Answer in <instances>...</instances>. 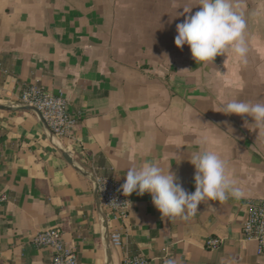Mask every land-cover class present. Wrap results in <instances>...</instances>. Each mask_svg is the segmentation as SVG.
<instances>
[{"label": "crops", "instance_id": "0c3cea01", "mask_svg": "<svg viewBox=\"0 0 264 264\" xmlns=\"http://www.w3.org/2000/svg\"><path fill=\"white\" fill-rule=\"evenodd\" d=\"M198 2L0 0V105L38 84L78 119L58 147L35 112L0 111V264H52L31 239L54 227L78 264H123L127 254L150 264H264L255 242H240L248 202L264 199V129L222 113L233 99L264 101V0H233L247 23L246 62L226 54L203 64L175 44L176 25ZM205 149L226 162L242 198L205 200L182 219L134 193L122 224L96 196L93 179L124 183L145 162L194 192L190 159ZM119 229L125 246L114 247ZM211 238L224 241L219 250L206 248Z\"/></svg>", "mask_w": 264, "mask_h": 264}, {"label": "clouds", "instance_id": "9594fccd", "mask_svg": "<svg viewBox=\"0 0 264 264\" xmlns=\"http://www.w3.org/2000/svg\"><path fill=\"white\" fill-rule=\"evenodd\" d=\"M197 6L199 11L186 15L184 22L176 25V46L183 49L187 45L194 60L200 64L226 54H235L246 62L247 23L243 13L236 10L233 0H199ZM183 10L188 14L192 8ZM222 113L251 117L258 128L264 129V101L233 99L223 104ZM190 162L196 169L194 192L186 191L171 170L165 172L155 163L148 162L127 171L121 190L126 197L147 193L163 217L182 219L195 216L205 200L222 202L230 196L240 199L245 195L230 178L226 162L215 152L205 149L194 153ZM168 264L175 262L169 260Z\"/></svg>", "mask_w": 264, "mask_h": 264}, {"label": "built area", "instance_id": "2783aa9c", "mask_svg": "<svg viewBox=\"0 0 264 264\" xmlns=\"http://www.w3.org/2000/svg\"><path fill=\"white\" fill-rule=\"evenodd\" d=\"M8 106L35 108L53 133V143L58 147H61L64 140L72 138L73 130L78 123V119L70 113L69 102L65 97L55 96L46 87L38 84L26 85ZM122 184L114 178L96 177L97 191L102 205L113 220L126 224L130 218V203L121 190ZM6 201L7 196L0 193V203ZM247 207L248 214L240 242L242 244L255 242L257 255L264 258V199L250 200ZM109 241L114 247L125 246L122 230L112 232ZM31 242L35 247L45 248L51 252L52 264H78L76 251L65 242L63 231L59 227L39 231L32 237ZM223 242L221 239L211 238L206 248L217 251ZM123 264H150V262L143 255L127 254Z\"/></svg>", "mask_w": 264, "mask_h": 264}, {"label": "water", "instance_id": "95a60500", "mask_svg": "<svg viewBox=\"0 0 264 264\" xmlns=\"http://www.w3.org/2000/svg\"><path fill=\"white\" fill-rule=\"evenodd\" d=\"M0 111H6V112H16V111H32L35 112L40 119L42 120L43 124L45 125V127L47 128V130L49 131L52 139L54 140V135L51 132V130L49 129V127L47 126V124L43 121L42 116L40 115V113L33 107H28V106H24V107H19V108H14V107H9V106H4V105H0ZM60 152L63 154L64 158L67 159L70 163H72L70 156L61 148H59ZM94 183H95V187H96V196L99 197L98 195V191H97V185H96V179H93Z\"/></svg>", "mask_w": 264, "mask_h": 264}]
</instances>
